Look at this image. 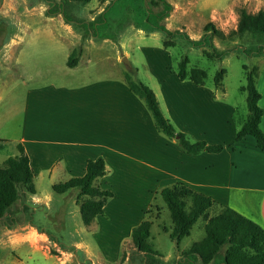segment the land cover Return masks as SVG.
I'll return each mask as SVG.
<instances>
[{"label": "rangeland", "instance_id": "obj_1", "mask_svg": "<svg viewBox=\"0 0 264 264\" xmlns=\"http://www.w3.org/2000/svg\"><path fill=\"white\" fill-rule=\"evenodd\" d=\"M50 1L0 0V27H3V35L0 33L1 95H10L14 82L9 74L14 63L9 60L8 47L11 41L15 44L23 41L21 56L28 62L26 70L31 74L45 72V75L54 76L58 72L60 50L52 44L48 33L59 32L62 28L57 24V18L46 13ZM240 7L255 12L264 9V0L68 2L64 6L66 14L89 23L87 28L74 25L82 33L77 47L79 54L84 49L89 53L88 63L84 62L79 67L80 82L95 80L107 72L114 78V85L117 86L121 72H128L132 79L143 82L153 90L163 114L177 131L184 132L191 140L230 145V141L226 140L235 137L236 128L241 126L247 114L246 95L241 90L245 83L243 65L249 69L253 66L260 71L264 69V54L248 55L241 49L243 46L255 47L258 39L249 35L233 40L214 37L213 43L218 49L236 46V49L221 59H216L207 57L202 52L201 45H193L181 33H187L192 39L198 40L208 21L228 32L236 26ZM55 15L62 16L60 13ZM160 24L170 30L182 32L165 36L156 27ZM16 37L19 38L17 42L13 41ZM165 38L172 40L173 44L165 46ZM184 56L188 57V68L194 66L205 70L203 84L177 76L179 61ZM123 57H126L129 65L122 61ZM221 68L225 72L220 85L215 86L214 75ZM122 82L126 87L124 79ZM127 91L128 97L137 99L150 115L143 100L130 90ZM117 94L120 93L115 95ZM1 99L0 115L10 116L12 111L8 110L7 102L11 97ZM226 106L231 107L230 117L223 115ZM144 144L160 151L164 167L177 166L178 162L174 161L178 158L179 150L176 137H168L154 127ZM16 152V147L11 146L9 141L0 139V162ZM36 186L41 196L49 193L51 199L46 202L35 200L31 193L18 187L19 197L7 213L21 208L23 194L27 200L44 203L56 217L64 221L60 228L62 231H55L56 227L52 229L60 240L75 244L80 249L81 257L73 248L62 249L45 232H39L34 226L27 224L0 232V264H82L79 259L86 261L85 264H150L149 259H153V264H203L198 259L194 260V257L181 256V251L203 236L206 217L198 218L189 235L179 243L172 241L165 231V228L172 226L169 209L158 189L147 201L133 195H112L105 202L107 217L97 215L91 221L92 224L90 222L88 225L81 221L79 202L84 196H79L77 189L57 193L46 183L37 182ZM145 203L146 208L143 207ZM218 209L215 206L207 214L213 215ZM140 213L143 219L151 220L148 242L156 254L145 255L135 248L131 240V231H128L126 224L135 221Z\"/></svg>", "mask_w": 264, "mask_h": 264}, {"label": "crops", "instance_id": "obj_2", "mask_svg": "<svg viewBox=\"0 0 264 264\" xmlns=\"http://www.w3.org/2000/svg\"><path fill=\"white\" fill-rule=\"evenodd\" d=\"M51 16L57 18L62 28L48 33L52 44L60 50L58 72L54 76L45 72L31 74L26 70L28 62L21 56L23 41L16 44L11 41L9 60L14 63L9 74L14 82L10 95L0 94V101L1 97H11L7 107L12 111L10 116L0 115V139L9 141L11 146L23 145L33 170L32 198L44 202L51 199L49 193L44 196L38 193L37 182L52 188L55 183L81 176L87 159L101 156L106 172L95 184L111 190L113 195H133L147 201L157 189L183 182L237 210L264 229V151L257 147L255 138L252 135L237 141L231 138L226 140L231 144L219 152L203 150L189 154L179 147L178 158L174 160L177 166L164 167L160 151L144 144L155 124L151 113L148 115L137 99L128 97L130 89L122 82L124 72L117 79V86L107 72L81 83L79 67L88 63L89 53L85 49L81 51L77 64L72 67L67 65V58L77 49L82 33L62 16ZM18 37L13 41H19ZM258 70V105L264 109V69ZM230 111L231 107L226 106L223 115L230 117ZM259 126L264 133V113ZM143 207L146 208V203ZM106 208L105 204L99 215L107 217ZM95 219L96 216L92 222ZM142 219L140 213L135 221L127 223L128 231Z\"/></svg>", "mask_w": 264, "mask_h": 264}, {"label": "trees", "instance_id": "obj_3", "mask_svg": "<svg viewBox=\"0 0 264 264\" xmlns=\"http://www.w3.org/2000/svg\"><path fill=\"white\" fill-rule=\"evenodd\" d=\"M90 0H51L46 10L48 15L60 13L64 21L74 25H82L87 28V22L72 18L65 11L68 2L87 3ZM165 36H170L178 30H170L165 25L156 26ZM193 45H201L202 52L210 58L221 59L225 54L236 49H218L214 43V37L220 40H233L246 35L258 39L255 47H242V51L248 55L264 54V9L255 12L240 7L237 11L236 26L228 32L217 28L212 21L203 26V31L198 40H194L187 33H181ZM165 46L173 44L172 40L165 38ZM208 47L209 49H206ZM79 52L74 49L67 58V65L72 67L78 62ZM188 57L184 56L177 68V76L180 79L189 78L196 84H203L206 72L202 68L187 67ZM245 83L241 86L246 97L247 116L242 125L237 129L234 140H240L246 135L255 138L257 147L264 151V133L259 122L264 109L258 105L260 93L256 87L257 67L250 69L244 64ZM225 72L219 69L214 75L215 86L220 85ZM125 81L129 89L143 99L150 111L155 127L168 137H176L179 147L189 153L197 154L203 150L219 152L222 144H210L205 140H191L184 132L177 131L171 121L163 114L159 102L153 90L139 80L132 79L128 72L124 73ZM18 153L4 158L0 162V217L11 211V206L19 197L18 187H22L28 193H35L33 182V170L29 164L28 155L21 143L16 144ZM106 172L105 161L101 156L89 158L86 161L84 173L81 176L71 177L66 181L52 185L57 193H64L70 189H77L79 196L84 199L79 202L81 221L89 224L93 218L103 213L106 200L113 195L109 189H103L95 184V180ZM159 194L169 209L172 226L165 231L169 238L179 243L188 236L194 223L200 217H206L203 236L190 243L181 251V256L194 257L203 264H264V229L249 217L243 215L228 205L214 200L209 195L197 191L183 182H175L162 187ZM78 201V200H77ZM218 206V211L208 215L209 209ZM151 220L142 219L131 229V240L135 248L145 255L156 254L152 250L148 237L150 235ZM153 259H149L153 264ZM191 262L194 260L188 259Z\"/></svg>", "mask_w": 264, "mask_h": 264}, {"label": "water", "instance_id": "obj_4", "mask_svg": "<svg viewBox=\"0 0 264 264\" xmlns=\"http://www.w3.org/2000/svg\"><path fill=\"white\" fill-rule=\"evenodd\" d=\"M2 28L0 27L1 35H3ZM122 61L128 65L130 64L126 57H123ZM21 200L22 206L18 211L5 213L2 217H0V232L29 224L34 226L37 231L45 232L48 237L54 239L55 242L62 247V249L66 250L67 248H73L75 253L80 256V249L75 244L72 242L66 243L60 240V237L55 232L62 227L64 223L62 219L56 217V214L51 212L44 203L27 200L24 194L21 196ZM52 227H56L55 231L52 229ZM51 229L54 232H52ZM60 231H62V229H60ZM79 260L82 264H85L86 262L82 261V259Z\"/></svg>", "mask_w": 264, "mask_h": 264}]
</instances>
